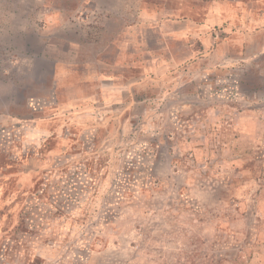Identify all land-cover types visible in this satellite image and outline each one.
<instances>
[{
  "label": "rangeland",
  "instance_id": "374dc122",
  "mask_svg": "<svg viewBox=\"0 0 264 264\" xmlns=\"http://www.w3.org/2000/svg\"><path fill=\"white\" fill-rule=\"evenodd\" d=\"M259 198L264 0H0V264H259Z\"/></svg>",
  "mask_w": 264,
  "mask_h": 264
},
{
  "label": "crops",
  "instance_id": "0c3cea01",
  "mask_svg": "<svg viewBox=\"0 0 264 264\" xmlns=\"http://www.w3.org/2000/svg\"><path fill=\"white\" fill-rule=\"evenodd\" d=\"M118 98V97H117ZM116 98V99H117ZM116 104V103H115ZM264 200V198H259V199H257L256 201H257V207H259L261 204H262V202H264L263 201ZM255 221L256 222H260V219H259V217H257V216H255ZM256 231H257V229H255ZM257 235V234H256ZM262 238V235H258L257 236V239H261ZM264 248V247H263ZM254 258L256 259V260H258V261H260V263L259 264H264V249H263V251L262 252H256V253H254Z\"/></svg>",
  "mask_w": 264,
  "mask_h": 264
},
{
  "label": "trees",
  "instance_id": "16d2710c",
  "mask_svg": "<svg viewBox=\"0 0 264 264\" xmlns=\"http://www.w3.org/2000/svg\"><path fill=\"white\" fill-rule=\"evenodd\" d=\"M203 1H207V0H203ZM200 45H201L200 49L202 50V49H203V45H202V43H200ZM38 260H39V259H37V258L34 259V264H35L36 262H38Z\"/></svg>",
  "mask_w": 264,
  "mask_h": 264
}]
</instances>
